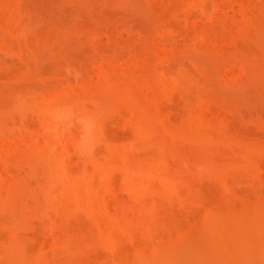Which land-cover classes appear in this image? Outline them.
<instances>
[{
    "label": "rangeland",
    "instance_id": "rangeland-1",
    "mask_svg": "<svg viewBox=\"0 0 264 264\" xmlns=\"http://www.w3.org/2000/svg\"><path fill=\"white\" fill-rule=\"evenodd\" d=\"M0 264H264V0H0Z\"/></svg>",
    "mask_w": 264,
    "mask_h": 264
}]
</instances>
